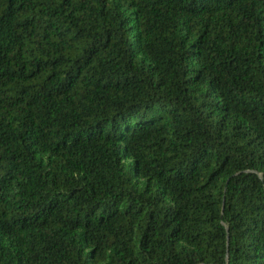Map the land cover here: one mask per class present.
Listing matches in <instances>:
<instances>
[{
	"label": "trees",
	"instance_id": "obj_1",
	"mask_svg": "<svg viewBox=\"0 0 264 264\" xmlns=\"http://www.w3.org/2000/svg\"><path fill=\"white\" fill-rule=\"evenodd\" d=\"M0 264H264V0H0Z\"/></svg>",
	"mask_w": 264,
	"mask_h": 264
}]
</instances>
